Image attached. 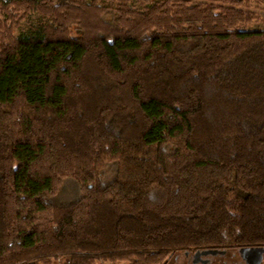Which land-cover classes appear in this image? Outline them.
<instances>
[{
	"label": "trees",
	"instance_id": "1",
	"mask_svg": "<svg viewBox=\"0 0 264 264\" xmlns=\"http://www.w3.org/2000/svg\"><path fill=\"white\" fill-rule=\"evenodd\" d=\"M259 2L0 6V264L264 248ZM33 12L41 22L19 34ZM66 178L81 196L64 206Z\"/></svg>",
	"mask_w": 264,
	"mask_h": 264
},
{
	"label": "rangeland",
	"instance_id": "2",
	"mask_svg": "<svg viewBox=\"0 0 264 264\" xmlns=\"http://www.w3.org/2000/svg\"><path fill=\"white\" fill-rule=\"evenodd\" d=\"M8 0H0V6H2ZM36 1V0H28ZM252 10L257 13L259 20L255 21L248 29L256 30L264 28V0H260L259 3H255ZM4 19V15L0 12V21ZM42 18L38 13H31L22 24L19 34L26 35L29 32L30 27L37 26L41 22ZM117 162L109 163L101 177L104 182L112 181L117 174ZM81 196V190L77 182L73 178H66L63 181V186L56 197V201L61 205H70L79 200ZM58 264H66L61 262ZM169 264H246L241 258L239 251H229L224 253H218L214 255L202 256L198 260L193 255L180 253L173 257ZM264 264V255L263 262Z\"/></svg>",
	"mask_w": 264,
	"mask_h": 264
},
{
	"label": "water",
	"instance_id": "3",
	"mask_svg": "<svg viewBox=\"0 0 264 264\" xmlns=\"http://www.w3.org/2000/svg\"><path fill=\"white\" fill-rule=\"evenodd\" d=\"M239 253L246 264H262L263 262L264 248L241 249Z\"/></svg>",
	"mask_w": 264,
	"mask_h": 264
}]
</instances>
